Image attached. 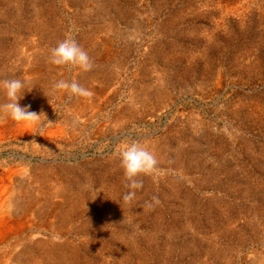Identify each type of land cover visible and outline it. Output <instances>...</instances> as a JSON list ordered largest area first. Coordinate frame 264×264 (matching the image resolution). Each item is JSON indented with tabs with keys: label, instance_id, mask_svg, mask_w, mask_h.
Segmentation results:
<instances>
[{
	"label": "rangeland",
	"instance_id": "obj_1",
	"mask_svg": "<svg viewBox=\"0 0 264 264\" xmlns=\"http://www.w3.org/2000/svg\"><path fill=\"white\" fill-rule=\"evenodd\" d=\"M69 32L91 71L48 62ZM12 78L46 119H0V264H264V0H0Z\"/></svg>",
	"mask_w": 264,
	"mask_h": 264
},
{
	"label": "clouds",
	"instance_id": "obj_2",
	"mask_svg": "<svg viewBox=\"0 0 264 264\" xmlns=\"http://www.w3.org/2000/svg\"><path fill=\"white\" fill-rule=\"evenodd\" d=\"M48 62L55 66L78 68L83 72L91 71L93 67L88 53L78 45L71 32L50 50ZM26 84V80L19 78L0 81L5 98L4 102L0 103V119L6 116L15 122H30L33 125L38 124L42 117L46 119L42 113L37 114L29 111L30 105L20 106L19 101L27 90ZM54 88L66 91L70 96L88 99L93 96V92L90 89L75 81L59 80L54 84ZM116 155L119 160V167L128 182L126 186L129 191L124 195L123 199L125 202L131 203L136 198V191L143 187L141 177L155 173L158 169V160L146 146L135 142L124 145ZM153 201L156 204L159 203L156 197H153ZM146 207L151 209L153 204L146 203Z\"/></svg>",
	"mask_w": 264,
	"mask_h": 264
},
{
	"label": "bare ground",
	"instance_id": "obj_3",
	"mask_svg": "<svg viewBox=\"0 0 264 264\" xmlns=\"http://www.w3.org/2000/svg\"><path fill=\"white\" fill-rule=\"evenodd\" d=\"M28 126H29V125H28ZM24 128H25V127H24ZM26 128H27V127H26ZM10 228H11V227H10ZM1 234H2V233H1ZM4 234H5V233H4ZM4 234H3V235H4Z\"/></svg>",
	"mask_w": 264,
	"mask_h": 264
}]
</instances>
